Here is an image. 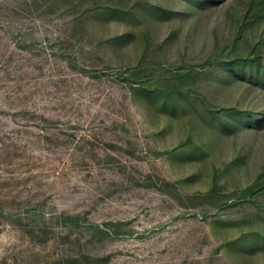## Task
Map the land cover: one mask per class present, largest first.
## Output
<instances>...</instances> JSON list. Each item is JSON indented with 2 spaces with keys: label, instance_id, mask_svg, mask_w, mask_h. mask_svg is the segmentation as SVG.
<instances>
[{
  "label": "rangeland",
  "instance_id": "rangeland-1",
  "mask_svg": "<svg viewBox=\"0 0 264 264\" xmlns=\"http://www.w3.org/2000/svg\"><path fill=\"white\" fill-rule=\"evenodd\" d=\"M250 1L0 0V264H264Z\"/></svg>",
  "mask_w": 264,
  "mask_h": 264
},
{
  "label": "trees",
  "instance_id": "trees-1",
  "mask_svg": "<svg viewBox=\"0 0 264 264\" xmlns=\"http://www.w3.org/2000/svg\"><path fill=\"white\" fill-rule=\"evenodd\" d=\"M244 21L247 23H257L264 21V0H251L245 12ZM255 46L247 53H236L232 56H227L225 59L222 55L215 56L213 59L207 60L208 65L213 63H222V65L228 68V73H234L237 75L248 74L257 84H264V60L263 53ZM220 63V64H221ZM136 80H133L134 84H141V78L134 74ZM151 92L158 95V88H150ZM176 91L173 94H177L176 99L182 96L181 91L176 87ZM170 94V93H169ZM259 187H264V179L260 177L253 185L249 186L241 192L243 198L250 195Z\"/></svg>",
  "mask_w": 264,
  "mask_h": 264
}]
</instances>
